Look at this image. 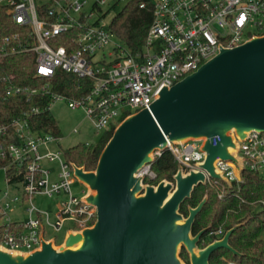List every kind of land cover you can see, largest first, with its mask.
Here are the masks:
<instances>
[{
	"label": "built area",
	"instance_id": "2783aa9c",
	"mask_svg": "<svg viewBox=\"0 0 264 264\" xmlns=\"http://www.w3.org/2000/svg\"><path fill=\"white\" fill-rule=\"evenodd\" d=\"M135 1L140 9L150 7L153 17L141 52L132 54L109 29L111 21L104 10L108 0H0V61L32 53L36 78L51 80L60 70L92 81L85 96L73 98L50 93L49 83L17 86L0 69L3 98L50 94L45 110L51 111L56 102L81 109L98 135L131 114L149 110L161 87L194 73L222 48L264 35V0ZM39 112L34 107L9 125H0V138L9 129L15 136V141L0 144L6 184L0 192V246L9 251L32 252L42 241L55 245L46 231L60 233L67 224L73 227L64 235L81 231L97 217L96 206L84 199L87 188L75 177L74 163L66 161L58 148L61 136L31 130L28 117ZM167 149L179 165L192 169H199L196 164L205 156L201 141L168 144ZM160 153L155 152L154 158ZM237 155L244 170L264 180V133L252 131L239 140ZM45 164H55V169ZM216 166L231 183L241 182L234 162L217 158ZM137 174L144 180L155 178L150 164ZM205 177V184L216 183L207 173ZM39 198L52 200L50 210L37 206ZM260 205L264 208V201ZM213 234L217 238L223 232Z\"/></svg>",
	"mask_w": 264,
	"mask_h": 264
},
{
	"label": "water",
	"instance_id": "95a60500",
	"mask_svg": "<svg viewBox=\"0 0 264 264\" xmlns=\"http://www.w3.org/2000/svg\"><path fill=\"white\" fill-rule=\"evenodd\" d=\"M252 131L264 133V35L222 48L194 73L161 87L149 110L114 128L93 171L73 164L75 177L87 188L85 201L97 208L92 226L67 231L60 245L42 241L32 252L0 246V264H182L181 248L190 264H209L221 249L240 256L228 241L242 224L198 248L207 228L192 235L191 227L206 195L188 208L187 217L179 207L205 184V173L231 186L216 160L232 161L243 171L238 141ZM190 140L201 141L205 156L196 164L199 169L182 175L178 167L172 182H143L137 172L154 161L155 152Z\"/></svg>",
	"mask_w": 264,
	"mask_h": 264
},
{
	"label": "trees",
	"instance_id": "16d2710c",
	"mask_svg": "<svg viewBox=\"0 0 264 264\" xmlns=\"http://www.w3.org/2000/svg\"><path fill=\"white\" fill-rule=\"evenodd\" d=\"M150 7L140 9L138 2H128L121 11L111 19L109 29L119 38L127 49L136 54L141 52L145 43L148 28L152 21ZM0 69L7 74L17 86L35 88L42 84H50V93L67 94L73 98L85 96L91 89L92 81L78 79L76 76L55 72L53 79L45 80L34 77V55L32 53L12 56L0 61ZM4 88L0 83V125H9L14 119L34 107H39L41 112L31 114L28 123L36 133H49L61 136L57 122L51 111L45 110L50 102V94L42 97H27L19 95L4 99ZM114 127L106 130L99 140L89 147L76 145L62 151L66 161L83 167L85 171H93L99 156L108 140L113 134ZM15 141L13 130L9 129L5 138H0V144ZM150 169L155 175L153 180L145 179V184L157 185L160 181H173V176L178 170V162L169 149L161 151L159 156L150 163ZM12 171V167L9 172ZM241 182L228 186L222 181L213 179L215 184L197 185L190 198L186 199L179 207V212L187 217L188 208H195L206 195L207 201L196 216L191 227L192 235L207 228L200 237L199 248L206 247L216 239L213 234L221 229L223 233L237 224H242L229 238V245L239 255H234L226 249L215 251L209 258V264H264V208L260 201H264V180L257 174L243 170L240 172ZM223 191V197L218 195ZM180 258L189 263L186 251L181 248Z\"/></svg>",
	"mask_w": 264,
	"mask_h": 264
},
{
	"label": "rangeland",
	"instance_id": "374dc122",
	"mask_svg": "<svg viewBox=\"0 0 264 264\" xmlns=\"http://www.w3.org/2000/svg\"><path fill=\"white\" fill-rule=\"evenodd\" d=\"M108 1H109V6H106L104 10L107 11V22H110L113 16L117 12L121 11V9L128 2L132 0H108ZM51 114L55 119V121L57 122L58 128L60 130L61 140L59 141L58 148L62 151L70 149L76 145H83L85 143H89L93 145L99 140V138L103 134V133H99L98 135L95 134L93 125L91 124L90 120L85 117V114L81 109L71 110L63 102L54 103L51 107ZM74 129H77L75 133L73 132ZM45 166L50 169H55V164H45ZM178 167L180 168V172L182 173V175L187 174L190 170H196L192 168L183 167L179 164ZM172 186L174 187L175 184L173 183ZM5 187L6 184H5L4 172L0 170V192L3 191ZM76 194L79 195L78 191H76ZM51 201L52 200L47 198H39L37 200V206L41 209L50 210ZM21 217L23 218V215H21ZM68 227H73V226L71 224H67L62 232L56 234L46 231V236L54 237L56 240L55 245H60L65 237L64 235L65 230ZM262 237L264 238V234H262ZM217 238H220V236ZM181 262L182 264H186L183 261ZM188 264H190V262Z\"/></svg>",
	"mask_w": 264,
	"mask_h": 264
},
{
	"label": "bare ground",
	"instance_id": "6f19581e",
	"mask_svg": "<svg viewBox=\"0 0 264 264\" xmlns=\"http://www.w3.org/2000/svg\"><path fill=\"white\" fill-rule=\"evenodd\" d=\"M229 152H231V153H232V152H233V150H232V149H229ZM80 244H81V242H79L77 246H79ZM10 255H11L12 257H15V254H14V253H11Z\"/></svg>",
	"mask_w": 264,
	"mask_h": 264
}]
</instances>
